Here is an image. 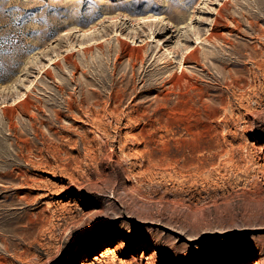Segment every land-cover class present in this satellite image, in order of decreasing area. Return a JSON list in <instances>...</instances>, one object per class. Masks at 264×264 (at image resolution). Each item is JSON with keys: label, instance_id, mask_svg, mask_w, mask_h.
<instances>
[{"label": "rangeland", "instance_id": "obj_1", "mask_svg": "<svg viewBox=\"0 0 264 264\" xmlns=\"http://www.w3.org/2000/svg\"><path fill=\"white\" fill-rule=\"evenodd\" d=\"M0 264H264V0H0Z\"/></svg>", "mask_w": 264, "mask_h": 264}, {"label": "bare ground", "instance_id": "obj_2", "mask_svg": "<svg viewBox=\"0 0 264 264\" xmlns=\"http://www.w3.org/2000/svg\"><path fill=\"white\" fill-rule=\"evenodd\" d=\"M212 35H215V33H212ZM24 94H25V93H24ZM22 95H23V94L19 95L18 98H20ZM14 100H16V99H14ZM128 178H129V177H128V174L125 172V173H124V176H123V179H128ZM106 251H108V250H106Z\"/></svg>", "mask_w": 264, "mask_h": 264}]
</instances>
